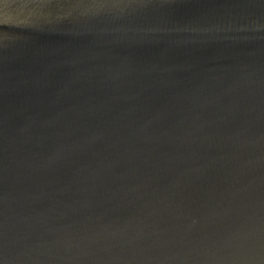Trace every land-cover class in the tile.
<instances>
[{"label": "water", "instance_id": "95a60500", "mask_svg": "<svg viewBox=\"0 0 264 264\" xmlns=\"http://www.w3.org/2000/svg\"><path fill=\"white\" fill-rule=\"evenodd\" d=\"M0 264H264V0H0Z\"/></svg>", "mask_w": 264, "mask_h": 264}]
</instances>
